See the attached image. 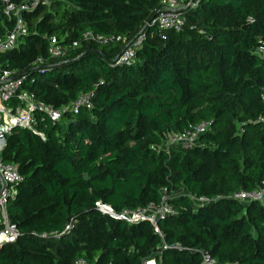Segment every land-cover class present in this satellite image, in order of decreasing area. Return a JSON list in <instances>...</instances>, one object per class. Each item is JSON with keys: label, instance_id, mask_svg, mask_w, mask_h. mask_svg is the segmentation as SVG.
<instances>
[{"label": "trees", "instance_id": "16d2710c", "mask_svg": "<svg viewBox=\"0 0 264 264\" xmlns=\"http://www.w3.org/2000/svg\"><path fill=\"white\" fill-rule=\"evenodd\" d=\"M162 8V0H49L25 13L29 33L0 61L65 110L63 123L39 119L44 140L21 127L6 138L1 158L23 179L7 206L21 236L0 245V264H200L201 251L223 264H264V205L231 198L264 184V0H197L178 31L152 23ZM1 9L0 34L12 27ZM85 31L114 39H84ZM49 35L66 48L62 58L48 56ZM139 35L133 61L118 64ZM38 56L44 64L33 65ZM81 93L92 107L72 113ZM201 121L209 125L191 147L166 143ZM162 200L172 212L157 220L160 235L95 206Z\"/></svg>", "mask_w": 264, "mask_h": 264}, {"label": "built area", "instance_id": "2783aa9c", "mask_svg": "<svg viewBox=\"0 0 264 264\" xmlns=\"http://www.w3.org/2000/svg\"><path fill=\"white\" fill-rule=\"evenodd\" d=\"M192 0H162V10L158 12L152 23L160 29H169L178 31L184 21L182 10L189 4H195ZM1 11L8 21L12 22L11 28H4L0 34V55L16 49L20 44L21 38L29 33L24 15L32 12L40 6H47L49 0H21L12 2L10 0H0ZM84 39L95 42L105 43L114 39V36L104 37L96 35L91 31H85L82 34ZM47 54L51 58L59 59L65 55L66 48L62 46L53 35L45 37ZM116 40L119 37H115ZM144 35H139L131 46H126L118 55L117 63L129 65L135 56V49L141 47ZM77 41H72L71 46L75 47ZM263 47L258 48L262 52ZM33 65L44 64V59L38 56ZM92 107L90 95L86 93L79 94L76 99L67 107L72 113H77L79 109L89 110ZM65 107H55L36 97L35 92L30 89L25 81L24 75L17 74L15 70L8 67V61H0V245L14 243L19 239L20 231L16 224L11 222L7 206L19 192V186L23 182L22 175L18 167L13 162L5 161L1 158V152L6 144V138L14 127L28 129L33 134L44 140V133L39 129L40 121L46 117L52 124L59 122ZM43 116V117H42ZM207 121H201L183 133H175L168 136L167 144H179L182 148L191 147L199 135L206 131ZM231 198L242 203L250 201L264 202V184L249 190H239L231 195ZM198 203H206L205 197L194 198ZM98 211L105 213L113 219L124 221L128 224L140 221H148L154 229V232L160 235V229L157 220L168 216L172 208L166 201L162 200L158 205L149 204L135 209L124 208L114 211L108 204L95 202ZM162 249H183L179 243L161 244ZM200 264H223L217 261L209 252H200ZM152 261H154L152 259ZM155 262V261H154ZM153 262V264H154ZM73 264H87L81 257H76ZM149 264V260L144 261Z\"/></svg>", "mask_w": 264, "mask_h": 264}, {"label": "crops", "instance_id": "0c3cea01", "mask_svg": "<svg viewBox=\"0 0 264 264\" xmlns=\"http://www.w3.org/2000/svg\"><path fill=\"white\" fill-rule=\"evenodd\" d=\"M262 204L264 205V202H263ZM150 262L153 264L154 261H152V260L150 259V260H149V263H150ZM154 264H155V262H154Z\"/></svg>", "mask_w": 264, "mask_h": 264}, {"label": "rangeland", "instance_id": "374dc122", "mask_svg": "<svg viewBox=\"0 0 264 264\" xmlns=\"http://www.w3.org/2000/svg\"><path fill=\"white\" fill-rule=\"evenodd\" d=\"M61 123H63V120H61ZM195 203L197 204V201H195ZM152 260V259H151ZM151 263V262H150Z\"/></svg>", "mask_w": 264, "mask_h": 264}, {"label": "water", "instance_id": "95a60500", "mask_svg": "<svg viewBox=\"0 0 264 264\" xmlns=\"http://www.w3.org/2000/svg\"><path fill=\"white\" fill-rule=\"evenodd\" d=\"M115 59H112L110 62H113Z\"/></svg>", "mask_w": 264, "mask_h": 264}, {"label": "bare ground", "instance_id": "6f19581e", "mask_svg": "<svg viewBox=\"0 0 264 264\" xmlns=\"http://www.w3.org/2000/svg\"><path fill=\"white\" fill-rule=\"evenodd\" d=\"M149 264H152V263H149Z\"/></svg>", "mask_w": 264, "mask_h": 264}]
</instances>
